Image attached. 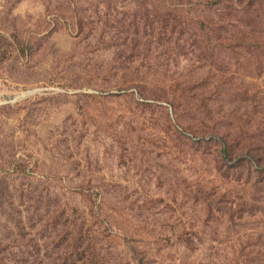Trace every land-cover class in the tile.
Masks as SVG:
<instances>
[{"label":"rangeland","instance_id":"1","mask_svg":"<svg viewBox=\"0 0 264 264\" xmlns=\"http://www.w3.org/2000/svg\"><path fill=\"white\" fill-rule=\"evenodd\" d=\"M191 1L0 0V264H264V0Z\"/></svg>","mask_w":264,"mask_h":264},{"label":"trees","instance_id":"2","mask_svg":"<svg viewBox=\"0 0 264 264\" xmlns=\"http://www.w3.org/2000/svg\"><path fill=\"white\" fill-rule=\"evenodd\" d=\"M191 9L195 8V13H198V21L200 23H206L210 26L220 24V25H229L236 27L235 22L245 24V13L249 8L252 7H261L263 3L260 0H194L191 1ZM262 8V7H261ZM223 10L226 15H221L215 17V11ZM217 19V21H216ZM239 37V36H238ZM221 152L225 156H228V149L226 141H222ZM259 167V165H258ZM261 169V168H260ZM72 254L74 255V261H83L87 260L85 253L79 255V248L77 242L72 243Z\"/></svg>","mask_w":264,"mask_h":264},{"label":"water","instance_id":"3","mask_svg":"<svg viewBox=\"0 0 264 264\" xmlns=\"http://www.w3.org/2000/svg\"><path fill=\"white\" fill-rule=\"evenodd\" d=\"M31 92H33V90H27V91H24L22 93H19L18 95L14 96V98L11 101H14L17 98L24 97V96L28 95Z\"/></svg>","mask_w":264,"mask_h":264}]
</instances>
